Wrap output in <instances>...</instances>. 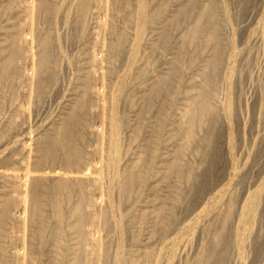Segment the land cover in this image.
Here are the masks:
<instances>
[{"label":"bare ground","instance_id":"bare-ground-1","mask_svg":"<svg viewBox=\"0 0 264 264\" xmlns=\"http://www.w3.org/2000/svg\"><path fill=\"white\" fill-rule=\"evenodd\" d=\"M230 1L0 0V264H264V0Z\"/></svg>","mask_w":264,"mask_h":264},{"label":"rangeland","instance_id":"rangeland-1","mask_svg":"<svg viewBox=\"0 0 264 264\" xmlns=\"http://www.w3.org/2000/svg\"><path fill=\"white\" fill-rule=\"evenodd\" d=\"M232 1V7H236L237 8V10L239 11V12H241V13H243L244 12V10H245V8H249V6H251V3H249V2H247L246 3V1L247 0H243V1H240V2H238V1H236V2H238V3H236V2H234V0H231ZM231 1H230V3H231ZM234 3V4H233ZM236 3V4H235ZM243 3V4H242ZM239 5V7H238V5ZM244 4H245V6H244ZM249 4V5H248ZM242 7V8H241ZM75 8V7H74ZM239 8V9H238ZM243 9V10H242ZM74 11H76V9H72L71 10V13H70V19H69V22L68 23H66L67 25L66 26H63V24H62V21H61V18H57V24H58V22H60L57 26L59 27V32H60V34H61V36H60V39H61V44L63 45L62 46V48L63 49H65V51H67V53H70L69 52V47L71 46V44H75L76 42H81V40L80 39H83L84 37H85V35H83V37H82V33H78L79 34V37H77V35L78 34H76L77 32H78V27L76 26V24L74 23L75 22V16H76V13L74 12ZM39 18H40V16H39ZM41 19V21L39 20V19H37L35 22H36V28H38L39 27V23H40V27L42 26V23L44 22V17H42V18H40ZM43 19V20H42ZM73 20V21H72ZM38 22V23H37ZM42 22V23H41ZM45 27H41L42 29H40V27L38 28V30H40V31H43V30H45V28L47 27V25L45 24V22H44V24H43ZM38 26V27H37ZM61 27V28H60ZM77 27V28H76ZM44 28V29H43ZM74 28H76V29H74ZM76 32H75V31ZM66 36V37H65ZM77 37V38H76ZM236 38H238V36H236ZM77 40V41H76ZM258 51H260L259 52V57L261 58H259L260 59V63H261V61H263L264 59H262V57L264 58V44H262V45H260L259 46V48H258ZM261 55H263V56H261ZM65 65V64H64ZM259 68V67H258ZM257 68V70H255L256 72V76L260 73V69H258ZM257 71H259V72H257ZM67 83V82H66ZM254 83V82H253ZM252 83V84H253ZM250 85L249 87H247V89L245 90V93H244V95H243V98H245V96H246V99L247 100H249V101H251L252 99V97H253V92H254V88H255V85L254 84H256V83H254L253 85ZM67 86V84H65V87ZM243 120L245 121V128H244V132H243V134L245 135H243V137H244V139H246L245 140V143H246V141H248V140H250V123H251V116H252V114H251V110L249 109V110H244L243 111ZM248 113V114H247ZM248 115V116H247ZM263 122V119L261 120V123ZM246 137V138H245ZM260 139H258L257 140V142H258V144L257 143H255V144H250L249 145V143H250V141H248V143H246V144H248V145H246L245 144V150L246 151H248L249 153H250V161H252L253 159L255 160V156H256V153L258 152V150L259 149H257L258 147L260 148L262 145H261V140L259 141ZM258 145V146H257ZM247 146V147H246ZM251 147V148H250ZM256 147V148H255ZM263 147V146H262ZM249 149H250V151H249ZM254 149V151H252ZM252 152V153H251ZM255 154V155H254ZM238 155V154H237ZM239 157V155L237 156V159H239L238 158ZM251 158H253L252 160H251ZM195 163L198 161V159L196 158V157H194V159H192ZM240 190V189H239ZM239 190L237 191V192H239ZM260 225H261V223H260ZM251 243H252V241H250ZM250 242H248V244H247V247L248 248H246V250H247V253H248V255L249 256H252V255H254V251H255V245L253 246V243L251 244ZM255 244V243H254ZM248 245H251V246H248ZM249 247H250V249H251V247H252V250H250L249 249ZM249 250L250 251H252V253L251 252H249ZM254 250V251H253ZM251 253V254H250ZM184 264H185V262H184ZM189 264H193L192 262L191 263H189Z\"/></svg>","mask_w":264,"mask_h":264}]
</instances>
